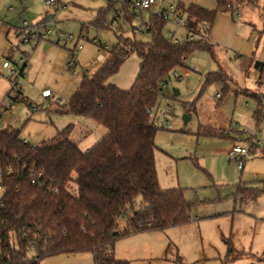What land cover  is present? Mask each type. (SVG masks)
<instances>
[{
	"label": "rangeland",
	"instance_id": "rangeland-1",
	"mask_svg": "<svg viewBox=\"0 0 264 264\" xmlns=\"http://www.w3.org/2000/svg\"><path fill=\"white\" fill-rule=\"evenodd\" d=\"M56 2L50 5L46 0H0V103L3 106L0 121L19 129L21 138L31 144L48 139L72 124L70 138L85 150L105 134V128L91 119L60 114L53 108L57 98L64 101L71 96L84 73L89 75L97 69L101 63L97 54L100 51L106 57L117 41L118 26L96 27L92 23L96 12L106 8L109 0ZM232 9L225 12L226 25L219 18L214 28L220 27L222 34L227 31L226 35L230 33L232 37L234 33H243L249 23L254 33H264V0H256L255 5L243 2ZM49 14H53V19L46 22L50 30L46 40L20 43L16 31L23 28L22 21L31 24ZM146 14L147 11L141 13L145 19ZM119 22L124 36L150 39L146 32L133 33L128 22ZM134 24H140V20L135 19ZM67 35L72 38H66ZM44 43L50 46L44 49ZM79 44L82 48L74 56L76 73L73 74L66 63L71 50ZM214 48L215 60L200 49L188 55L185 67L196 65L197 70L187 77L176 78L169 73L152 109L158 126L154 154L158 183L163 189H182L184 198L192 204L185 215L188 220L163 231L118 238L113 246L114 255L129 260L130 264H264V259H257L264 253V194L244 202L236 195L239 186H256L264 180V157L260 151L264 147V118H255L257 101L246 97L248 89L256 88L258 71L247 54L225 40L216 42ZM10 50L15 57L24 55L23 52L29 54L28 71L18 83L20 93L10 89L11 77L1 68L2 59ZM136 61L137 56L132 53L114 75L128 79ZM183 68L178 67V72L182 73ZM220 69L226 72L224 81L206 82L208 73ZM44 90L56 102L51 96L43 95ZM15 94L19 100L14 99ZM8 104H12L10 109ZM166 114L171 115L169 127L164 125ZM184 115L188 117L186 122ZM205 129L225 134L207 135L202 132ZM243 130L245 134L239 137L238 131ZM252 132H256L255 141L259 145L245 156L240 170L230 150L236 144L247 146L245 138ZM124 226L122 218L119 228ZM228 244L233 253L243 254L229 260ZM40 264L94 262L89 252H80L47 256Z\"/></svg>",
	"mask_w": 264,
	"mask_h": 264
},
{
	"label": "trees",
	"instance_id": "trees-1",
	"mask_svg": "<svg viewBox=\"0 0 264 264\" xmlns=\"http://www.w3.org/2000/svg\"><path fill=\"white\" fill-rule=\"evenodd\" d=\"M214 1L211 9L194 3L181 6L186 32L177 42L167 38L168 22L159 14H149L144 21L142 11L121 7L119 21L128 22L133 33H148L150 39L143 41L124 36L120 22L112 21L115 3L98 11L92 23L108 28L117 24V41L94 72L83 74L65 102L53 101V111L91 119L105 128V134L87 150L70 138L72 124L35 144L22 139L16 127H0V264H40L47 256L80 252H89L94 264H130L114 255L118 238L163 231L188 220L185 215L192 204L182 189H163L158 183L154 159L158 126L152 109L161 81L172 69L185 66L190 53L205 50L216 59L208 32L217 13L256 2ZM137 17L140 24H134ZM188 32L196 37L188 40ZM132 53L139 65L131 87L123 90L108 83ZM254 67L258 71L256 88L248 89L245 96L257 101L253 115L259 119L264 118V63L255 61ZM225 77L220 69L205 79L224 81ZM14 99L19 100L18 95ZM237 134L241 137L245 132ZM252 139L251 135L245 138L251 149H257L259 144ZM260 151L264 157V147ZM261 194L264 180L256 186H239L236 193L242 202ZM122 218L125 226L120 229ZM226 254L232 260L243 253H233L228 244ZM257 259H264V253Z\"/></svg>",
	"mask_w": 264,
	"mask_h": 264
},
{
	"label": "built area",
	"instance_id": "built-area-1",
	"mask_svg": "<svg viewBox=\"0 0 264 264\" xmlns=\"http://www.w3.org/2000/svg\"><path fill=\"white\" fill-rule=\"evenodd\" d=\"M110 3L117 2L119 3V6L115 7L114 11V16L112 17L113 22H117L120 20L122 9L121 7L124 6L126 8H134L135 10L138 11H148L153 5L157 4V0H109ZM47 4H56V0H46ZM236 10V9H235ZM237 11V10H236ZM156 14H159L163 19H165L168 23H171L174 25L176 28H181L185 32V15L183 12L182 7L178 4V0H165L161 4V8L157 11ZM23 28L19 31V39L20 43H25V42H42L45 41L46 38L50 35V30L46 27V22L41 20L37 21L31 24H28L26 20L22 21ZM147 26L143 25L141 27V30H146ZM166 36L167 38L171 39L174 42L181 41L183 40L181 37L177 36L174 31L172 30H167L166 31ZM196 36L188 32L187 33V39L192 40ZM66 38L71 39V35H67ZM82 46L75 45V47L71 50V57L67 61L66 65L69 70H72V73L75 74V65L76 61L74 56L78 52L79 49H81ZM24 55H20L19 57H15L14 53L12 50L8 51L6 56L2 59L1 62V68L4 70L5 74L9 77H11L10 81V86L11 90L14 91L16 89V93L20 92V88L18 87L19 81L25 77L27 71H28V63H27V58L29 56L28 53H23ZM98 58L102 57L101 52L97 54ZM182 69V73H179L177 68H174L170 71L171 75L176 77V78H182V77H187L191 71H196L197 66L193 65L191 67H185ZM166 79L161 81V86H165L166 84ZM43 95L46 97H50L51 94L48 90H44L42 92ZM16 95V94H15ZM217 97L219 94L216 95ZM15 97V96H14ZM55 97L51 96V100L53 101ZM58 100V99H57ZM58 102H61L58 100ZM2 103H0V117L3 114L2 111ZM12 107V104H8V109ZM151 113V112H150ZM171 120V115L166 114L164 117V125L166 127L171 126L170 124ZM4 124L0 121V127L3 126ZM244 131V130H243ZM245 132V131H244ZM251 136L253 137L252 142L255 141L256 138V132H252ZM259 142L258 140H256ZM251 152V142H248L247 146H241L239 144H236L232 146L230 150V154L233 157V161L235 162L236 166L238 169H242L244 167V158L247 154ZM1 168H0V181H1ZM0 191H1V186H0Z\"/></svg>",
	"mask_w": 264,
	"mask_h": 264
},
{
	"label": "crops",
	"instance_id": "crops-1",
	"mask_svg": "<svg viewBox=\"0 0 264 264\" xmlns=\"http://www.w3.org/2000/svg\"><path fill=\"white\" fill-rule=\"evenodd\" d=\"M163 1H165V0H157V4L153 5L147 11V14H146L147 17H146V19L143 18L142 15H141V18L144 21H146L147 18H148V16H149V14H156L157 11L161 8V4H162ZM178 3H179L180 6H183V7L188 6L190 3L198 4V5H201L203 7L209 8V9L214 8V6H215V1L214 0H213V2L208 1V0H178ZM101 9H104V8H101ZM101 9H99V10H101ZM98 11L96 12L95 18L97 17ZM137 18L140 19L139 17H137ZM219 18H222V20H225V25H226L227 19L225 18V12H218L217 15H216V17H215V20L212 23V25L210 27V30L208 32V39H209V41L212 44L215 45L216 42L225 40L227 43L232 44V47H234L235 49H237V51H239L241 53H244V54H247L249 56V58H251L254 62L255 61H258V62L264 63V33H261V34L254 33L252 31L251 27L249 26V23H247V24L245 23L246 24L245 25L246 26V29L243 31V33H241V34H235L234 33L233 36L230 37V33L228 35H226L227 34V31H225V33L222 34V30H220V27L219 28H214L215 23L218 21ZM167 25L168 26H167V29L166 30H168V29L169 30H172V31H174V33L177 36L181 37L182 39L184 38L185 31L183 29L176 28L171 23H168ZM19 31L20 30H17L16 31V35H19L18 34ZM35 43H37V42H35ZM49 46H50L49 43H44L43 48L44 49H47ZM103 57H104L103 55H102L101 58H98L97 57V59L99 60V62H101L103 60ZM138 65H139V59L137 58L136 68L131 73V76L129 74L128 79L123 80L119 76L112 75L107 80V82L110 83V84H113V85L117 86L120 89L128 90L131 87V85H132V83H133V81L135 79V76H136V74L138 72ZM57 99L60 100L61 102H65L66 101V100L62 101L60 98H57ZM87 149L88 148H86L85 150H87ZM152 232H154V231H152ZM155 232H159V231H155ZM121 259H123V258H121Z\"/></svg>",
	"mask_w": 264,
	"mask_h": 264
},
{
	"label": "water",
	"instance_id": "water-1",
	"mask_svg": "<svg viewBox=\"0 0 264 264\" xmlns=\"http://www.w3.org/2000/svg\"><path fill=\"white\" fill-rule=\"evenodd\" d=\"M52 19H53V14H49V15H46L43 20L46 22H49ZM183 120L186 122L188 120V117L184 115Z\"/></svg>",
	"mask_w": 264,
	"mask_h": 264
}]
</instances>
